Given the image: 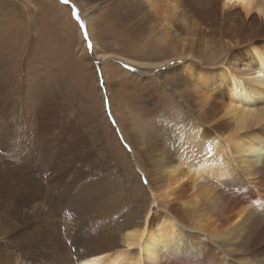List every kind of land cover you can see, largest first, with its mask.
<instances>
[{
  "label": "bare ground",
  "instance_id": "1",
  "mask_svg": "<svg viewBox=\"0 0 264 264\" xmlns=\"http://www.w3.org/2000/svg\"><path fill=\"white\" fill-rule=\"evenodd\" d=\"M133 1H114L111 13V20L127 26L126 33L132 35ZM135 2L147 15H159L176 59L196 58L199 47L214 40L222 54L221 63L196 69L193 80L179 73L173 83L163 82L175 97V118L160 114L169 99L146 113L152 130L174 131L177 147L168 141L171 136L147 139L134 126L131 138L123 137L132 144V157L142 161L140 173L152 187L150 204L130 211L136 221L130 218L119 227V201L116 205L114 187L103 178L98 189L58 187L54 197L43 189L38 195L33 189L8 186L16 190L0 193V213L12 212L22 226L29 213L31 221L23 231L30 236L50 231L58 214L65 215L74 250L59 251L64 258L60 264H264V0ZM123 61L147 69L164 65ZM150 93L141 96L149 98ZM17 194L22 207L4 204ZM17 246L1 249L5 254L0 255L21 258ZM4 257L0 264H12Z\"/></svg>",
  "mask_w": 264,
  "mask_h": 264
},
{
  "label": "rangeland",
  "instance_id": "2",
  "mask_svg": "<svg viewBox=\"0 0 264 264\" xmlns=\"http://www.w3.org/2000/svg\"><path fill=\"white\" fill-rule=\"evenodd\" d=\"M114 1L123 0H0V193L23 186L54 197L58 187L98 189L108 178L115 204L119 201L115 221L120 227L130 218L136 221L130 211L147 207L152 190L139 170L142 161L132 157V144L125 139L135 127L147 139L171 136L168 141L177 147L174 131L152 130L146 113L169 99L160 114L175 118L171 112L178 106L163 82L173 83L179 73L193 80L196 69L221 63L222 54L214 40L202 44L196 58L176 59L158 14L147 15L134 0L130 25L135 33L127 34V26L111 20ZM123 59L164 65L147 69ZM147 91L149 98H143ZM17 195L4 204L22 207ZM12 215L0 213V250L9 245L12 250L18 245L17 254L22 250L21 258L4 255L12 264L29 263L26 256L34 264H60L64 258L58 252L74 250L65 215H57L50 231L31 236L23 231L30 214L23 226Z\"/></svg>",
  "mask_w": 264,
  "mask_h": 264
}]
</instances>
